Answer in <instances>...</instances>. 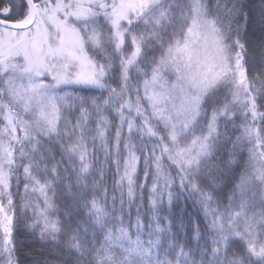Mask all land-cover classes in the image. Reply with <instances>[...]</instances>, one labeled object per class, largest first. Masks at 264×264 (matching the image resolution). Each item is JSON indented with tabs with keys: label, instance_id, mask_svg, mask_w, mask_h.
<instances>
[{
	"label": "snow or ice",
	"instance_id": "6c2138e0",
	"mask_svg": "<svg viewBox=\"0 0 264 264\" xmlns=\"http://www.w3.org/2000/svg\"><path fill=\"white\" fill-rule=\"evenodd\" d=\"M0 264H264V0H0Z\"/></svg>",
	"mask_w": 264,
	"mask_h": 264
}]
</instances>
